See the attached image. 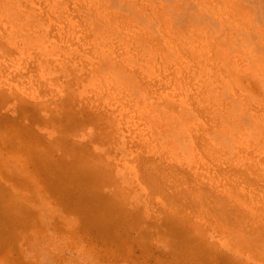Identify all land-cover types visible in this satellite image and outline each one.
I'll return each mask as SVG.
<instances>
[{
    "label": "rangeland",
    "instance_id": "1",
    "mask_svg": "<svg viewBox=\"0 0 264 264\" xmlns=\"http://www.w3.org/2000/svg\"><path fill=\"white\" fill-rule=\"evenodd\" d=\"M0 264H264V0H0Z\"/></svg>",
    "mask_w": 264,
    "mask_h": 264
},
{
    "label": "bare ground",
    "instance_id": "2",
    "mask_svg": "<svg viewBox=\"0 0 264 264\" xmlns=\"http://www.w3.org/2000/svg\"><path fill=\"white\" fill-rule=\"evenodd\" d=\"M219 201V200H218Z\"/></svg>",
    "mask_w": 264,
    "mask_h": 264
}]
</instances>
